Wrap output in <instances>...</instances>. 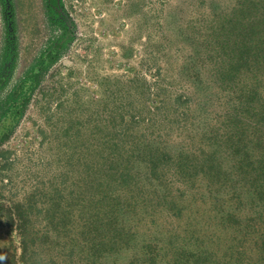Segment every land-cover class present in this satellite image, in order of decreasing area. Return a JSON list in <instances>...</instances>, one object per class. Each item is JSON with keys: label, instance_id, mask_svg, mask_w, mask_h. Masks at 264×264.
Segmentation results:
<instances>
[{"label": "trees", "instance_id": "1", "mask_svg": "<svg viewBox=\"0 0 264 264\" xmlns=\"http://www.w3.org/2000/svg\"><path fill=\"white\" fill-rule=\"evenodd\" d=\"M222 1L173 0L165 16L174 38L167 40L184 49L178 72L195 103L186 114L195 120L214 98L227 99L223 135L215 124L202 132L215 143L141 140L126 134L130 124L78 109L48 139L41 173L26 176L31 190L8 200L6 189L18 184L6 171L7 143L62 57V36L14 79L18 56L11 19L5 22L0 264H107L122 257L127 264H264V0ZM63 7L61 0L46 4L52 29H64ZM3 9L9 13V4ZM195 11L202 17L185 19Z\"/></svg>", "mask_w": 264, "mask_h": 264}, {"label": "rangeland", "instance_id": "2", "mask_svg": "<svg viewBox=\"0 0 264 264\" xmlns=\"http://www.w3.org/2000/svg\"><path fill=\"white\" fill-rule=\"evenodd\" d=\"M5 1L0 0V52L8 39L5 22L11 19L9 33L18 56L14 79L51 41L62 52L7 143L11 165L6 171L16 175L18 186H11L14 190L9 186L5 199L31 190L24 183L26 176L41 173L50 153L48 139L78 109L97 120L116 118L130 124L124 128L126 134L141 140L165 135L177 145L185 137L199 147L215 143L201 137L206 127L215 124L216 133L222 134V107L227 101L222 95L210 102V111L200 118L186 114L195 103L189 84L178 72L184 49L178 39L167 40L173 35L165 16L173 0H61L64 29L48 25L46 4L51 0ZM4 4H9V13ZM200 16L195 11L185 19L196 22ZM120 259L107 264H127V258Z\"/></svg>", "mask_w": 264, "mask_h": 264}]
</instances>
